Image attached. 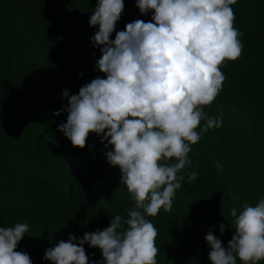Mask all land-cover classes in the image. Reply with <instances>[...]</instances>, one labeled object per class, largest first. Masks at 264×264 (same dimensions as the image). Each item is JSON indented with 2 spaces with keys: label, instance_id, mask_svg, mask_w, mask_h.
I'll use <instances>...</instances> for the list:
<instances>
[{
  "label": "trees",
  "instance_id": "16d2710c",
  "mask_svg": "<svg viewBox=\"0 0 264 264\" xmlns=\"http://www.w3.org/2000/svg\"><path fill=\"white\" fill-rule=\"evenodd\" d=\"M96 4L0 0V227L29 225L15 250L26 252L32 264H51L43 259L46 249L70 234L82 238L103 230L135 207L119 169L107 162L110 148L94 133L84 148L74 147L58 131L66 114L53 115L67 104L62 90L71 96L97 76L104 78L94 70L101 53L90 43L98 30L88 23ZM124 5L110 39L127 23L151 22V12L142 15L135 0ZM231 7L242 53L221 66L222 89L203 107L222 125L191 146L190 165L177 173L184 181L171 211L146 216L158 231L157 264H210L208 231L224 246L235 231L232 189L241 197L238 214L244 204L264 199V0H237ZM192 172L197 177L189 183ZM83 247L90 259H102L100 249Z\"/></svg>",
  "mask_w": 264,
  "mask_h": 264
},
{
  "label": "clouds",
  "instance_id": "9594fccd",
  "mask_svg": "<svg viewBox=\"0 0 264 264\" xmlns=\"http://www.w3.org/2000/svg\"><path fill=\"white\" fill-rule=\"evenodd\" d=\"M237 0H135L151 22L136 20L110 36L124 10V0H97L89 26L90 38L101 55L95 69L104 74L80 87L53 115L66 114L61 131L74 147L84 148L89 133L100 137L110 166L135 201L125 219L116 215L110 226L82 238L70 234L45 250L51 264H157L158 231L146 216L171 211L176 190L184 181L177 173L190 165L191 146L222 119L203 111L222 89L221 66L237 60L242 33L234 27L232 5ZM80 76L83 73L79 74ZM206 123L200 127L201 121ZM199 127V132L197 131ZM105 141L107 143H105ZM174 160V163L169 161ZM197 177L188 176L191 183ZM235 231L227 246L210 229L204 239L210 264H259L264 261V199L255 206L230 210ZM29 230L27 223L0 227V264H32L16 251ZM223 235L225 226L219 225ZM101 250L92 260L84 245Z\"/></svg>",
  "mask_w": 264,
  "mask_h": 264
},
{
  "label": "rangeland",
  "instance_id": "374dc122",
  "mask_svg": "<svg viewBox=\"0 0 264 264\" xmlns=\"http://www.w3.org/2000/svg\"><path fill=\"white\" fill-rule=\"evenodd\" d=\"M232 196H233L234 208L239 209L240 208L241 197L238 196V194L236 193V191L234 189H232Z\"/></svg>",
  "mask_w": 264,
  "mask_h": 264
}]
</instances>
